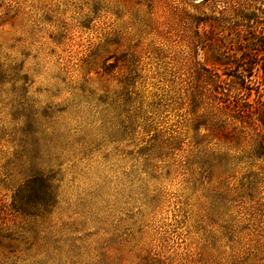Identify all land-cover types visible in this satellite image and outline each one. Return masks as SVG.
Masks as SVG:
<instances>
[{"label": "rangeland", "instance_id": "374dc122", "mask_svg": "<svg viewBox=\"0 0 264 264\" xmlns=\"http://www.w3.org/2000/svg\"><path fill=\"white\" fill-rule=\"evenodd\" d=\"M259 36L264 0H0V264H264Z\"/></svg>", "mask_w": 264, "mask_h": 264}, {"label": "trees", "instance_id": "16d2710c", "mask_svg": "<svg viewBox=\"0 0 264 264\" xmlns=\"http://www.w3.org/2000/svg\"><path fill=\"white\" fill-rule=\"evenodd\" d=\"M205 1V0H204ZM208 1V0H207ZM230 1V0H229ZM216 4V3H213ZM257 39V42L255 44H252V47L258 48L259 50L262 51L264 49V37L263 36H259ZM254 48V50H255ZM248 76H250V72L247 74ZM246 75V76H247ZM246 76L241 75V77H237L240 80V84L244 83V79L246 78ZM211 82L215 83V81L211 80ZM229 91V90H228ZM215 93V92H214ZM218 95L213 94L212 97V101L215 105L220 107V110H227L230 109L232 110V112L234 113V115L238 116L240 118V116H242V108H245L247 105H245L244 99H242V97L235 95L232 98H230V95L227 93H224L223 91L217 92ZM256 119H255V125L253 123V127L252 130L256 131L258 128H262L264 129V109L260 112L256 114ZM256 136L259 137L258 133L256 134ZM261 142H263V139H261ZM258 147H261V144H258ZM45 181L42 180V183H44Z\"/></svg>", "mask_w": 264, "mask_h": 264}]
</instances>
